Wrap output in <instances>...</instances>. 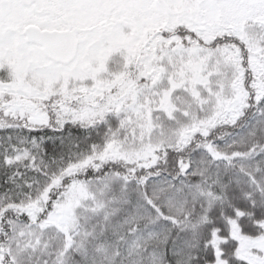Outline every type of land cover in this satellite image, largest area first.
<instances>
[{
	"label": "snow or ice",
	"instance_id": "snow-or-ice-1",
	"mask_svg": "<svg viewBox=\"0 0 264 264\" xmlns=\"http://www.w3.org/2000/svg\"><path fill=\"white\" fill-rule=\"evenodd\" d=\"M0 264H264V0H0Z\"/></svg>",
	"mask_w": 264,
	"mask_h": 264
}]
</instances>
